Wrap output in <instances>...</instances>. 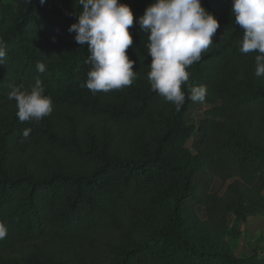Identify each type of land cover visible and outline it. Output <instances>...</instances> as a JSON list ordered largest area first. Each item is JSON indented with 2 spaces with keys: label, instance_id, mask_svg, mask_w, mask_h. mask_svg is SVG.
<instances>
[{
  "label": "trees",
  "instance_id": "16d2710c",
  "mask_svg": "<svg viewBox=\"0 0 264 264\" xmlns=\"http://www.w3.org/2000/svg\"><path fill=\"white\" fill-rule=\"evenodd\" d=\"M120 2L134 15L127 54L138 78L93 94L81 87L87 45L68 31L78 0H0V264H254L257 250L241 256L230 238L264 215V78L254 75L257 53L239 51L232 0H201L220 28L188 69L193 86H207L199 126L186 88L176 111L148 82V34L136 20L153 0ZM37 77L53 112L21 122L8 94Z\"/></svg>",
  "mask_w": 264,
  "mask_h": 264
},
{
  "label": "clouds",
  "instance_id": "9594fccd",
  "mask_svg": "<svg viewBox=\"0 0 264 264\" xmlns=\"http://www.w3.org/2000/svg\"><path fill=\"white\" fill-rule=\"evenodd\" d=\"M45 0H40L43 4ZM81 11L78 22L68 31L75 33L78 45H87L90 66L87 79L81 87L93 94L109 93L130 87L138 78L127 50L133 46L129 31L134 25L131 7L120 0H78ZM231 13L235 24L243 31L239 51L242 54L257 53L255 73L264 78V0H232ZM139 29L148 34L147 52L151 57L147 74L151 89L180 111L187 98L203 102L207 86H193L188 69L202 59L212 46L218 19L205 9L201 0H153L143 15L136 20ZM6 56L4 42L0 39V64ZM37 70L43 74L47 66L37 62ZM15 100L16 115L21 122L39 123L53 112L51 96L45 94L42 80L37 77L30 89L14 87L8 94ZM32 129L22 132L27 140ZM7 235V226L0 222V239Z\"/></svg>",
  "mask_w": 264,
  "mask_h": 264
},
{
  "label": "rangeland",
  "instance_id": "374dc122",
  "mask_svg": "<svg viewBox=\"0 0 264 264\" xmlns=\"http://www.w3.org/2000/svg\"><path fill=\"white\" fill-rule=\"evenodd\" d=\"M210 107L206 102H192L188 111V120L195 126H199L201 121L206 117V110ZM201 138V134L197 133L192 137L187 145L195 151V147ZM226 184L220 179H216L214 189L223 192ZM243 234L238 241H231L237 254L245 256L253 252L254 249L260 257L264 256V215L251 216L241 224Z\"/></svg>",
  "mask_w": 264,
  "mask_h": 264
},
{
  "label": "water",
  "instance_id": "95a60500",
  "mask_svg": "<svg viewBox=\"0 0 264 264\" xmlns=\"http://www.w3.org/2000/svg\"><path fill=\"white\" fill-rule=\"evenodd\" d=\"M254 264H264V256L257 259Z\"/></svg>",
  "mask_w": 264,
  "mask_h": 264
}]
</instances>
